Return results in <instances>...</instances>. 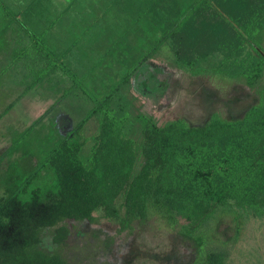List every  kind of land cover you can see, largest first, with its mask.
<instances>
[{
    "label": "trees",
    "instance_id": "obj_1",
    "mask_svg": "<svg viewBox=\"0 0 264 264\" xmlns=\"http://www.w3.org/2000/svg\"><path fill=\"white\" fill-rule=\"evenodd\" d=\"M97 4L86 12L78 0L0 3V88H20L0 118L39 89L54 100L20 137L59 106L64 113L51 128L59 138L22 150L0 181V264H73L40 246L42 231L54 228L61 246L67 223L95 222V212L118 232L155 220L193 244L189 264H228L244 226L264 218V0ZM152 58L243 83L257 100L238 118L214 112L200 125H159L130 98ZM44 169L50 186L28 189Z\"/></svg>",
    "mask_w": 264,
    "mask_h": 264
},
{
    "label": "rangeland",
    "instance_id": "obj_2",
    "mask_svg": "<svg viewBox=\"0 0 264 264\" xmlns=\"http://www.w3.org/2000/svg\"><path fill=\"white\" fill-rule=\"evenodd\" d=\"M51 1L60 8L71 0ZM78 1L86 12H91L98 5V0ZM1 2L19 5L27 0ZM7 85L0 88V111L20 90L13 85L8 89ZM48 92L39 89L25 93L0 118V155L9 149L0 163V181L9 162L26 155L22 150L32 148L37 153L47 149L52 143L50 140L59 138L57 133L60 131L56 129L60 126V117L64 116L61 106L57 108V113L52 110L38 121L29 136L25 134L20 137V131L40 117L54 100ZM130 98L138 111L152 116L159 125L176 118L200 125L214 112L227 119L238 118L257 100L255 92L243 83L206 75L193 76L166 60L153 58L133 78ZM53 125L56 128L54 131L51 129ZM94 127L95 122L91 120L86 134L89 135ZM43 128L48 133L53 131L52 134L47 138L41 137ZM12 142H17L18 146L11 148ZM52 180L51 172L44 169L32 179L28 189L35 185L50 186ZM94 215L97 218L95 222L84 220L67 223L70 231L61 246L53 241L54 228L44 229L40 246L48 252H60L73 264H189L194 259L193 244L155 220L136 226L132 232H118L115 223L101 217L99 212ZM228 264H264V218L251 219L244 226Z\"/></svg>",
    "mask_w": 264,
    "mask_h": 264
},
{
    "label": "flooded vegetation",
    "instance_id": "obj_3",
    "mask_svg": "<svg viewBox=\"0 0 264 264\" xmlns=\"http://www.w3.org/2000/svg\"><path fill=\"white\" fill-rule=\"evenodd\" d=\"M60 122L62 123V122H64L63 120H62V118L60 117Z\"/></svg>",
    "mask_w": 264,
    "mask_h": 264
},
{
    "label": "water",
    "instance_id": "obj_4",
    "mask_svg": "<svg viewBox=\"0 0 264 264\" xmlns=\"http://www.w3.org/2000/svg\"><path fill=\"white\" fill-rule=\"evenodd\" d=\"M64 117V116H63Z\"/></svg>",
    "mask_w": 264,
    "mask_h": 264
}]
</instances>
